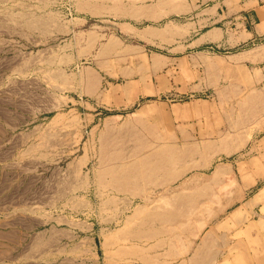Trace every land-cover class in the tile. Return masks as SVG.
I'll use <instances>...</instances> for the list:
<instances>
[{"label":"rangeland","instance_id":"374dc122","mask_svg":"<svg viewBox=\"0 0 264 264\" xmlns=\"http://www.w3.org/2000/svg\"><path fill=\"white\" fill-rule=\"evenodd\" d=\"M121 5L0 0V264H221L244 222L264 78L200 68L187 85L177 61L150 90L163 37L125 36ZM122 71L146 73L140 100H110Z\"/></svg>","mask_w":264,"mask_h":264},{"label":"crops","instance_id":"0c3cea01","mask_svg":"<svg viewBox=\"0 0 264 264\" xmlns=\"http://www.w3.org/2000/svg\"><path fill=\"white\" fill-rule=\"evenodd\" d=\"M120 2L121 14L128 21L119 22L116 26L125 32V36L146 41L151 45L157 43L156 39H153L155 36L163 37L160 42L164 51L152 55L153 61L149 66L147 76L151 81L150 90L156 88L162 91L171 90L173 75L177 73L173 64L177 61L182 69L180 75L189 77L187 85L195 82L200 68H203L202 71H215L218 74L219 71H236L238 66L243 72L259 73L264 78V0H120ZM141 22L147 24L140 28ZM157 23L158 25L163 23V27H155ZM172 29H176L178 33L172 35ZM172 36L174 41L171 40ZM220 47L236 49L239 52L224 58L211 53ZM225 64L227 68L224 69L222 67ZM122 73L128 80L127 88H122L119 94L109 93L110 100L114 103L121 99L125 100L126 104L131 103L134 98L140 100L143 92L140 79L141 75L144 76L146 73L144 71ZM208 76L205 74V78ZM206 80L209 82V79ZM161 85L163 87H160ZM198 86L194 85V88ZM257 155L258 158L255 159L258 162L256 160L253 162L259 163L260 167L257 169V165H246L245 172L251 173L250 186L259 188L245 200L239 210L233 212L229 224L235 218L244 219V222L228 233L229 242L221 256V260L223 259L221 264H264V179L256 178L255 174L257 171L264 173V159L261 158L264 157V136L259 141ZM219 235L224 234L219 232ZM261 255L262 258H259Z\"/></svg>","mask_w":264,"mask_h":264},{"label":"bare ground","instance_id":"6f19581e","mask_svg":"<svg viewBox=\"0 0 264 264\" xmlns=\"http://www.w3.org/2000/svg\"><path fill=\"white\" fill-rule=\"evenodd\" d=\"M113 41V40H112ZM112 43V42H111ZM241 253V252H240ZM260 253V252H259ZM253 255V254H252ZM241 257V256H240ZM243 257V256H242ZM258 257V256H257ZM259 258H262V255H261V257H259ZM258 258V259H259ZM253 261V260H252ZM261 261H263V259H261ZM260 263V262H259Z\"/></svg>","mask_w":264,"mask_h":264}]
</instances>
